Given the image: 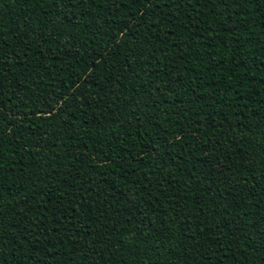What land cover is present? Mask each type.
<instances>
[{
	"label": "trees",
	"instance_id": "trees-1",
	"mask_svg": "<svg viewBox=\"0 0 264 264\" xmlns=\"http://www.w3.org/2000/svg\"><path fill=\"white\" fill-rule=\"evenodd\" d=\"M0 264H264V0H0Z\"/></svg>",
	"mask_w": 264,
	"mask_h": 264
}]
</instances>
